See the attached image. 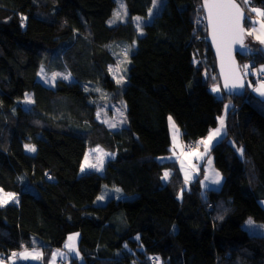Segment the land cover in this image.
<instances>
[{
	"label": "trees",
	"instance_id": "obj_1",
	"mask_svg": "<svg viewBox=\"0 0 264 264\" xmlns=\"http://www.w3.org/2000/svg\"><path fill=\"white\" fill-rule=\"evenodd\" d=\"M124 1L131 16H147L154 2ZM202 2L166 0L139 36L132 23L108 24L115 0H0V188L18 196L0 206L4 260L34 248V238L57 249L77 234L83 261L72 264H264V236L244 228L249 218L264 223V101L249 84L242 96L210 91L221 83ZM238 2L248 6L247 30L250 7L264 10V0ZM117 44L131 61L121 86L112 73ZM252 48L240 63L264 62ZM55 51L72 81L50 88L38 74ZM98 87L124 100L127 127L97 120ZM164 93L179 106L164 104ZM227 102L226 134L212 149L222 187L203 192L201 178L187 186L177 169L164 183L175 167L159 160L171 153L170 118L195 144ZM94 147L115 157L103 174H81ZM104 184L122 193L96 206Z\"/></svg>",
	"mask_w": 264,
	"mask_h": 264
},
{
	"label": "rangeland",
	"instance_id": "obj_2",
	"mask_svg": "<svg viewBox=\"0 0 264 264\" xmlns=\"http://www.w3.org/2000/svg\"><path fill=\"white\" fill-rule=\"evenodd\" d=\"M115 1L117 5L113 12L112 17L108 21V24L110 26H116L119 24L132 23L137 27L139 36H142L144 33L143 27L146 24L152 23L155 17L160 14L166 2V0H154L153 5L149 10L147 16H138V15L131 16L124 0H115ZM242 4L244 9H246L249 12V10L247 9L248 8L247 4H245L244 2H242ZM250 8L253 10L254 13L258 12L259 15H262L263 13V11L259 7L251 6ZM256 19L259 21V19L256 17L254 20L252 19L254 23L258 22ZM256 36H258L257 32H256ZM247 44L251 48L252 46L256 47V45L251 41L250 37L247 41ZM120 46L121 44L112 46L113 53L116 57L115 59L117 62L115 68H112V73L115 81L118 83V85L121 86L122 84L123 85L125 84L124 80H126L128 76L131 61L129 56L124 57V53L128 54L129 50L124 49L123 46L121 47ZM119 47L121 51L119 50ZM59 55L60 52L55 51L53 57L45 62V64L40 68L38 74V80L42 82L45 86L50 88H54L60 80L66 82L72 81V77L68 76L66 71L57 70L56 68V66L59 65L58 64ZM194 61L197 64L199 63L198 58H196ZM249 66L250 65L247 63V61L246 63L244 61L241 62L242 68H248ZM94 89L96 88L94 87ZM209 89L218 97H223L224 92L221 88V85L210 84ZM96 92H97V102L99 104L98 116L101 117V119L106 123V126L112 130H119L127 127L128 116L126 113L125 103L124 100L120 98V96H117L118 92H114L108 89L105 90L99 87L96 90ZM27 99L28 100L25 101L26 105L28 104L27 102H29V98ZM230 107L231 104L227 102L225 104L223 113L219 117L218 120L219 123L216 129H214L212 131V134H210L207 138L200 139L195 144L194 143L191 144L193 145L192 149L190 151V154L185 156L186 158H182L179 161L178 156L175 155L176 163H178L177 168L181 171V174L184 177L185 179L184 181L187 186H190L192 181H196L199 178H201L200 181L203 192L208 189L219 190L222 187L224 182V176L215 167L214 157L212 155V149L219 142L218 138L220 137V134L222 136L221 138H223L226 134L225 118L227 116ZM28 146H32V145H28ZM240 149H242V152L240 151ZM26 152L31 153V151H28L27 149ZM239 154L240 157H243L244 151L242 147L239 148ZM182 156L184 155H182V151H181V157ZM114 157L115 154L105 151L101 147H94L88 149L84 162L82 164L81 174H86L91 171L103 174L107 162ZM187 157H189V159H187ZM163 159L164 157H159V160H163ZM201 175L203 176L201 177ZM217 180L219 181L218 183L214 182ZM117 189H119V191H117ZM121 193L122 190L120 188L104 184L94 204L96 206L106 205L111 199L118 198L121 195ZM8 194H12V195L9 196ZM5 200L6 202H3ZM14 202L16 203L18 202V196L12 192H7L0 188V206H5L7 204ZM260 204L264 208V200H260ZM244 228L250 234L257 236H264V223L257 222L252 218H249L247 220V222L244 225ZM77 237H78L77 234L70 236L65 242L66 244L65 247H68L73 251L76 250ZM34 239H35L34 243H37L40 240L38 238H34ZM34 250L37 251L38 247L35 248ZM1 258L2 257L0 256V264H8L6 260ZM31 264H38V263H31Z\"/></svg>",
	"mask_w": 264,
	"mask_h": 264
},
{
	"label": "water",
	"instance_id": "obj_3",
	"mask_svg": "<svg viewBox=\"0 0 264 264\" xmlns=\"http://www.w3.org/2000/svg\"><path fill=\"white\" fill-rule=\"evenodd\" d=\"M202 9L221 87L228 96H242L247 80L239 57L255 54L247 45V12L238 0H203Z\"/></svg>",
	"mask_w": 264,
	"mask_h": 264
},
{
	"label": "crops",
	"instance_id": "obj_4",
	"mask_svg": "<svg viewBox=\"0 0 264 264\" xmlns=\"http://www.w3.org/2000/svg\"><path fill=\"white\" fill-rule=\"evenodd\" d=\"M262 10V9H261ZM264 13V10H262ZM258 18L259 21L254 23L253 20L255 18ZM253 19V20H252ZM250 27L247 29L248 35L251 39V41L256 45V47L261 51L262 54H264V14L259 15L258 12L255 13V16L250 17ZM251 32V34H250ZM253 32V34H252ZM256 32L258 33V36H256ZM246 63V61H245ZM247 63L250 65L248 68H242L243 72L245 74L247 84H249L251 93L257 97L258 99L264 101V84H256L255 86L250 84L248 78L250 79V76H259L264 77V62H255L254 59L247 60ZM248 86V85H247ZM222 88V87H221ZM223 90V89H222ZM224 92V90H223ZM225 93V92H224ZM228 96V95H227ZM166 98V100H165ZM163 103L166 104L168 107H178L180 102L173 99L171 96L167 95V93H164L163 95ZM231 104V102H229ZM230 110V108H229ZM228 110V112H229ZM228 114V113H227ZM227 118V116H226ZM226 118H225V125H226ZM97 120L101 123H106L101 119V117L98 116L97 113ZM219 123V122H218ZM170 134H171V140H172V146H171V153L164 157V162H171L174 163L175 167L165 170L164 176H163V182L167 183L170 178L175 173V170H179L178 163H176L175 155L178 156L179 161L182 158H186V155H189L190 153L184 155L181 157V149H182V137H181V129L175 124L173 119H170ZM216 129V128H214ZM212 129L210 133L207 135V137L212 134ZM226 130V127H225ZM205 137V138H207ZM221 134L219 139V142L223 139L221 138ZM173 150V151H172ZM174 152V154H173ZM189 159V157H187ZM183 161V160H182ZM180 174L181 171L179 170ZM167 173V176L165 174ZM182 175V174H181ZM183 177V176H182ZM184 179V177H183ZM185 180V179H184ZM193 182V181H192ZM191 182V183H192ZM34 247L38 250L35 251L33 249H23L19 252H17L15 255L10 256L8 264H31V263H38V264H72V263H82V258L79 256L78 248L76 250H71L68 247H65L66 244L62 248L57 249H49L45 248V246L42 245V243L39 241L37 243H33ZM77 246H78V237H77ZM42 249V250H41ZM25 250L28 251V253H34L36 258H32V256H29L28 258H23L21 255L25 252Z\"/></svg>",
	"mask_w": 264,
	"mask_h": 264
},
{
	"label": "built area",
	"instance_id": "obj_5",
	"mask_svg": "<svg viewBox=\"0 0 264 264\" xmlns=\"http://www.w3.org/2000/svg\"><path fill=\"white\" fill-rule=\"evenodd\" d=\"M250 84L254 85V84H264V77H259V76H250L249 79ZM182 137V155H186L188 153H190L192 146L191 144L184 142L183 140V133L181 134Z\"/></svg>",
	"mask_w": 264,
	"mask_h": 264
},
{
	"label": "snow or ice",
	"instance_id": "obj_6",
	"mask_svg": "<svg viewBox=\"0 0 264 264\" xmlns=\"http://www.w3.org/2000/svg\"><path fill=\"white\" fill-rule=\"evenodd\" d=\"M262 14H264V13H262ZM137 19H139V18H137ZM215 90V89H214ZM171 119V118H170ZM26 147V149L28 150V151H35V148L34 147H32V146H28V145H26L25 146ZM240 151L242 152V149H240ZM165 176H167V173L165 174ZM214 182H216V183H218L219 181L217 180V181H214ZM117 191H119V189H117ZM9 196H11L12 194H8ZM3 202H6V200L5 201H3ZM15 255V254H14ZM22 256H23V258H28L29 256H32V258H36V256L34 255V253H28V251L27 250H25V252L24 253H22L21 254Z\"/></svg>",
	"mask_w": 264,
	"mask_h": 264
},
{
	"label": "bare ground",
	"instance_id": "obj_7",
	"mask_svg": "<svg viewBox=\"0 0 264 264\" xmlns=\"http://www.w3.org/2000/svg\"><path fill=\"white\" fill-rule=\"evenodd\" d=\"M241 64V63H240Z\"/></svg>",
	"mask_w": 264,
	"mask_h": 264
},
{
	"label": "flooded vegetation",
	"instance_id": "obj_8",
	"mask_svg": "<svg viewBox=\"0 0 264 264\" xmlns=\"http://www.w3.org/2000/svg\"><path fill=\"white\" fill-rule=\"evenodd\" d=\"M248 45V44H247Z\"/></svg>",
	"mask_w": 264,
	"mask_h": 264
}]
</instances>
